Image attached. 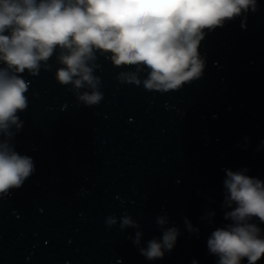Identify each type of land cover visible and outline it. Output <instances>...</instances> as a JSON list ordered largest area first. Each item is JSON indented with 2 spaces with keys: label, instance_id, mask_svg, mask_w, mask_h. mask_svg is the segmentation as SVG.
I'll list each match as a JSON object with an SVG mask.
<instances>
[{
  "label": "clouds",
  "instance_id": "clouds-1",
  "mask_svg": "<svg viewBox=\"0 0 264 264\" xmlns=\"http://www.w3.org/2000/svg\"><path fill=\"white\" fill-rule=\"evenodd\" d=\"M249 8L257 10L256 0H41L39 4L36 0H0V60L17 73L28 69L36 75L39 62L47 60L59 45L69 50L60 57L66 67L57 71L59 82L72 83L77 89L86 83L95 89L99 81L86 63L94 59L95 48L111 52L116 66H148L146 89L175 90L202 73L204 62L198 53L202 29L221 26L223 20ZM5 29H11L10 35L3 34ZM128 82L139 84L134 74L128 75ZM27 89L20 76L0 70V133L5 137L11 136L13 125L21 127L16 113L27 107ZM79 99L92 105L102 95L85 92ZM33 171L30 157L15 152L7 139L0 141V193L19 188ZM226 176L225 202L236 206L225 219L233 223L212 233L208 249L219 255V264H241L243 258L256 264L264 257V237L249 221L257 217L264 223V181L230 169ZM157 222L163 226L166 220ZM114 223L113 217L107 218L109 227ZM126 226L137 225L126 216L121 227ZM178 234L176 228H169L162 240H150L140 253L148 260L162 258V249L171 251ZM140 235L136 234L134 243H140Z\"/></svg>",
  "mask_w": 264,
  "mask_h": 264
}]
</instances>
